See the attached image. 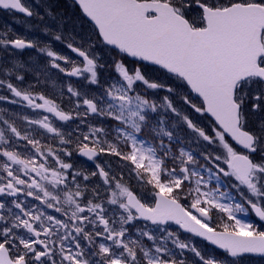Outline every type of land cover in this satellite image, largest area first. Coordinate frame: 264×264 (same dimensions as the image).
Here are the masks:
<instances>
[{"label": "snow or ice", "instance_id": "snow-or-ice-1", "mask_svg": "<svg viewBox=\"0 0 264 264\" xmlns=\"http://www.w3.org/2000/svg\"><path fill=\"white\" fill-rule=\"evenodd\" d=\"M69 4L0 0V264L264 258V0Z\"/></svg>", "mask_w": 264, "mask_h": 264}, {"label": "rangeland", "instance_id": "rangeland-1", "mask_svg": "<svg viewBox=\"0 0 264 264\" xmlns=\"http://www.w3.org/2000/svg\"><path fill=\"white\" fill-rule=\"evenodd\" d=\"M31 2V0H29ZM75 18V17H74ZM8 19V21H11L13 22L14 24H7L6 23H3V20H6ZM4 26H10L12 29H19L20 30V33H24L25 34V27H24V24H23V21L17 19L16 17H11L9 15H5V14H2L0 15V29L4 28ZM15 31V30H14ZM15 32H18V31H15ZM29 36H34L33 34H31L30 32L27 33ZM58 50L60 48V46H57ZM107 59H111L110 56L107 57ZM197 243H199L198 241H196ZM201 244V243H200ZM244 264H255L253 263L252 261H244Z\"/></svg>", "mask_w": 264, "mask_h": 264}, {"label": "flooded vegetation", "instance_id": "flooded-vegetation-1", "mask_svg": "<svg viewBox=\"0 0 264 264\" xmlns=\"http://www.w3.org/2000/svg\"><path fill=\"white\" fill-rule=\"evenodd\" d=\"M63 11H64L65 14H66L67 11H68V9L64 8ZM1 13H4L5 15H9V16H11V17H12V16H15V17H17V19H18V18L20 19L19 16H16V15H14V14H12L11 12H8V11H6V12H1ZM1 13H0V15H2ZM21 21H22V20H21ZM36 35H39V34L37 33ZM77 159L80 160V161H82V162H84V160H82V159H79V158H77ZM249 217H251V218L254 219L253 224H255V225L257 226V228L260 229V228H261V224H262V222L258 221V218L255 217L254 214H250L247 218H249ZM261 230H263V229H261Z\"/></svg>", "mask_w": 264, "mask_h": 264}, {"label": "trees", "instance_id": "trees-1", "mask_svg": "<svg viewBox=\"0 0 264 264\" xmlns=\"http://www.w3.org/2000/svg\"><path fill=\"white\" fill-rule=\"evenodd\" d=\"M89 28H90V25L87 22H85L84 25H83V33L82 34L87 33L89 31ZM99 50L103 52V48L102 47H100ZM105 53H107V52H105ZM105 60L110 62L111 59H107L106 58ZM104 73L108 74V75H111V76H116V74L114 73V70L110 69V68H106L104 70ZM202 121H203V119H202ZM204 125H207V124H204Z\"/></svg>", "mask_w": 264, "mask_h": 264}, {"label": "bare ground", "instance_id": "bare-ground-1", "mask_svg": "<svg viewBox=\"0 0 264 264\" xmlns=\"http://www.w3.org/2000/svg\"><path fill=\"white\" fill-rule=\"evenodd\" d=\"M3 23H6V25H7V24H9V25H10V24H14L13 22H11V21H8V19H6V20H3ZM14 30H15V31H20V30H19V29H17V28H15Z\"/></svg>", "mask_w": 264, "mask_h": 264}, {"label": "water", "instance_id": "water-1", "mask_svg": "<svg viewBox=\"0 0 264 264\" xmlns=\"http://www.w3.org/2000/svg\"><path fill=\"white\" fill-rule=\"evenodd\" d=\"M78 7V6H77ZM198 239V238H197ZM214 248V246H212ZM248 256H251V255H248ZM253 257H258V256H253Z\"/></svg>", "mask_w": 264, "mask_h": 264}]
</instances>
